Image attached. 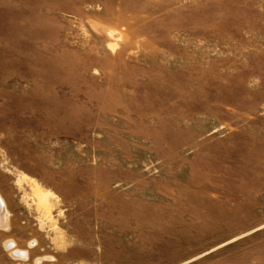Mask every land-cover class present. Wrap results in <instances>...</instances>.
Returning a JSON list of instances; mask_svg holds the SVG:
<instances>
[{"label":"rangeland","instance_id":"rangeland-1","mask_svg":"<svg viewBox=\"0 0 264 264\" xmlns=\"http://www.w3.org/2000/svg\"><path fill=\"white\" fill-rule=\"evenodd\" d=\"M0 196V264H264V0H0Z\"/></svg>","mask_w":264,"mask_h":264},{"label":"bare ground","instance_id":"bare-ground-1","mask_svg":"<svg viewBox=\"0 0 264 264\" xmlns=\"http://www.w3.org/2000/svg\"><path fill=\"white\" fill-rule=\"evenodd\" d=\"M6 209H5V206H4V202L0 196V217H6ZM1 220V219H0ZM5 221V220H4ZM1 225V224H0Z\"/></svg>","mask_w":264,"mask_h":264}]
</instances>
